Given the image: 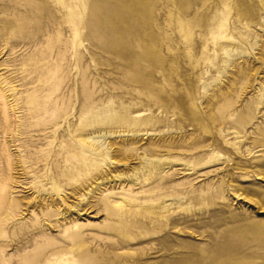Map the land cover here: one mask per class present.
<instances>
[{
	"label": "rangeland",
	"instance_id": "374dc122",
	"mask_svg": "<svg viewBox=\"0 0 264 264\" xmlns=\"http://www.w3.org/2000/svg\"><path fill=\"white\" fill-rule=\"evenodd\" d=\"M0 264H264V0H0Z\"/></svg>",
	"mask_w": 264,
	"mask_h": 264
},
{
	"label": "bare ground",
	"instance_id": "6f19581e",
	"mask_svg": "<svg viewBox=\"0 0 264 264\" xmlns=\"http://www.w3.org/2000/svg\"><path fill=\"white\" fill-rule=\"evenodd\" d=\"M149 161V160H148Z\"/></svg>",
	"mask_w": 264,
	"mask_h": 264
}]
</instances>
